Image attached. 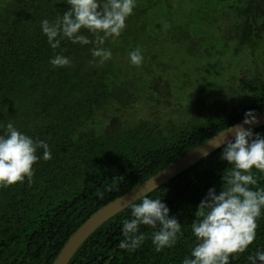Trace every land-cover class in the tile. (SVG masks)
Masks as SVG:
<instances>
[{
	"label": "trees",
	"instance_id": "obj_1",
	"mask_svg": "<svg viewBox=\"0 0 264 264\" xmlns=\"http://www.w3.org/2000/svg\"><path fill=\"white\" fill-rule=\"evenodd\" d=\"M68 7L67 0H0V125L12 122L52 153L33 166L31 183L0 188V264H53L100 209L241 123L246 111L264 113V0H136L122 34L105 41L111 60L94 58L92 43L64 39L71 64L56 68L49 60L60 49L50 48L40 22ZM137 47L140 66L128 57ZM253 133L264 135V127ZM222 151L148 195L182 224L173 247L157 253L153 229L141 225V246L120 249L129 207L69 264H182L195 246L199 203L224 187L230 166ZM255 175L264 187V173ZM257 223L256 240L231 264H248L264 248V215Z\"/></svg>",
	"mask_w": 264,
	"mask_h": 264
},
{
	"label": "clouds",
	"instance_id": "obj_2",
	"mask_svg": "<svg viewBox=\"0 0 264 264\" xmlns=\"http://www.w3.org/2000/svg\"><path fill=\"white\" fill-rule=\"evenodd\" d=\"M68 10L54 22L42 19L41 31L54 51L49 63L56 68L68 67L69 57L61 49L64 39L73 45H88L94 58L100 63L112 59L110 48L104 47L109 37L116 39L126 28V20L133 14L136 0H67ZM86 29L95 39L90 41L82 34ZM130 63L140 66L143 53L139 47L128 53ZM259 123V114L254 110L245 112L241 124L232 126L228 132L233 138L223 144L220 159L230 167L224 170V187L217 193L210 188L195 212L196 219L191 223V231L196 238L190 257L182 264H231L238 259L256 240L258 219L264 215V187L257 183L255 172L264 173V135L254 134L251 126ZM245 126H248L247 128ZM0 188H7L25 179L31 183L33 166L43 159L52 158L49 144L19 131L12 122L0 125ZM38 150L43 155L38 156ZM207 157L208 153L203 154ZM97 196L103 197L101 192ZM140 203H131V218L122 222L124 239L119 248L134 252L145 240L140 226L153 229L152 244L157 253L173 247L182 233V224L160 198H150L147 194L138 197ZM248 264H264V248H257L247 256Z\"/></svg>",
	"mask_w": 264,
	"mask_h": 264
},
{
	"label": "water",
	"instance_id": "obj_3",
	"mask_svg": "<svg viewBox=\"0 0 264 264\" xmlns=\"http://www.w3.org/2000/svg\"><path fill=\"white\" fill-rule=\"evenodd\" d=\"M245 127L247 128L248 126ZM261 127H264V113L259 115V123L257 125L251 126V130L254 131ZM228 131L229 129L218 134L147 182L141 184L137 188L131 190L114 202L100 209L69 239L53 264H69L80 247L94 232H96L99 228L116 217L122 211L129 208L131 203L138 202L139 196L143 194L150 195L152 192L156 191L166 183L175 179L177 176L206 158L203 155L205 152L208 153V157L212 153L221 149L223 146L219 148L214 146L217 144L222 145L223 142L233 138V133Z\"/></svg>",
	"mask_w": 264,
	"mask_h": 264
}]
</instances>
